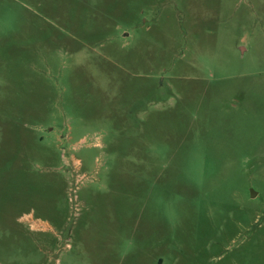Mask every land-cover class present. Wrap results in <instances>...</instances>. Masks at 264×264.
Here are the masks:
<instances>
[{
  "label": "rangeland",
  "instance_id": "1",
  "mask_svg": "<svg viewBox=\"0 0 264 264\" xmlns=\"http://www.w3.org/2000/svg\"><path fill=\"white\" fill-rule=\"evenodd\" d=\"M0 264H264V0H0Z\"/></svg>",
  "mask_w": 264,
  "mask_h": 264
},
{
  "label": "water",
  "instance_id": "2",
  "mask_svg": "<svg viewBox=\"0 0 264 264\" xmlns=\"http://www.w3.org/2000/svg\"><path fill=\"white\" fill-rule=\"evenodd\" d=\"M253 196L256 197V193H253Z\"/></svg>",
  "mask_w": 264,
  "mask_h": 264
}]
</instances>
